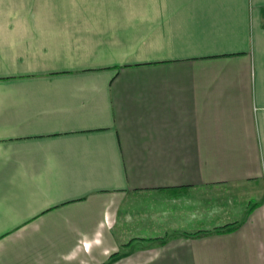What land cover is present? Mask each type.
Listing matches in <instances>:
<instances>
[{"label": "crops", "instance_id": "obj_1", "mask_svg": "<svg viewBox=\"0 0 264 264\" xmlns=\"http://www.w3.org/2000/svg\"><path fill=\"white\" fill-rule=\"evenodd\" d=\"M264 0H0V264H264Z\"/></svg>", "mask_w": 264, "mask_h": 264}, {"label": "rangeland", "instance_id": "obj_2", "mask_svg": "<svg viewBox=\"0 0 264 264\" xmlns=\"http://www.w3.org/2000/svg\"><path fill=\"white\" fill-rule=\"evenodd\" d=\"M208 201L211 214L228 211V215L233 219V222L226 225H236V222L245 220L249 212L256 209L263 210L264 176L259 180L212 188ZM219 229L213 228L210 232H220Z\"/></svg>", "mask_w": 264, "mask_h": 264}, {"label": "trees", "instance_id": "obj_3", "mask_svg": "<svg viewBox=\"0 0 264 264\" xmlns=\"http://www.w3.org/2000/svg\"><path fill=\"white\" fill-rule=\"evenodd\" d=\"M232 228H233L232 226L226 225V226L220 228L219 230L220 231H226V230H231Z\"/></svg>", "mask_w": 264, "mask_h": 264}]
</instances>
